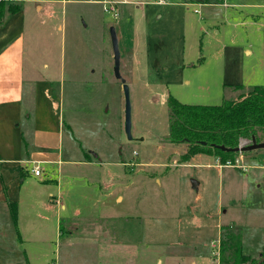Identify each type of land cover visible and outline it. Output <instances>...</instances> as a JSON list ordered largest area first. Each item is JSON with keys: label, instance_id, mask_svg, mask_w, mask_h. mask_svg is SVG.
Wrapping results in <instances>:
<instances>
[{"label": "rangeland", "instance_id": "rangeland-1", "mask_svg": "<svg viewBox=\"0 0 264 264\" xmlns=\"http://www.w3.org/2000/svg\"><path fill=\"white\" fill-rule=\"evenodd\" d=\"M86 1L55 5L46 11L45 26L35 30L39 55H50L61 67L64 125L61 173L45 168L41 179L61 175L62 194L55 184L49 189L55 200L62 196L66 209L59 220L36 206L31 217L23 212L25 228L44 229L46 243L51 242L46 263L39 251L26 247L33 264H132L109 256L112 250L107 255L84 244L93 240L141 245L137 264H215L210 245L218 238L217 224L240 228L242 253L260 259L264 157L242 158L246 171L217 169L211 156L189 162L199 166L183 165L186 146L170 141L167 103L174 98L186 105L219 106L264 88V7H258L263 0H206V5L128 0L116 6L117 17L94 2L99 0ZM111 26L118 38L119 72L129 87L131 141L124 131L122 84L113 73ZM66 218L72 222L65 224ZM9 220L17 239L16 220ZM96 229L105 233L102 239L88 233ZM167 235L169 240L159 241ZM181 238L196 248L176 244ZM11 256L27 262L20 246L0 250L2 264Z\"/></svg>", "mask_w": 264, "mask_h": 264}, {"label": "crops", "instance_id": "crops-1", "mask_svg": "<svg viewBox=\"0 0 264 264\" xmlns=\"http://www.w3.org/2000/svg\"><path fill=\"white\" fill-rule=\"evenodd\" d=\"M72 1L74 0L22 2L21 10L15 14L7 15L0 27V246L4 245L0 247V250L8 253V250L13 251L16 246L22 247L25 260H27L25 264H33V258L26 250L29 247L33 251H39L38 255L42 256V260L45 263L48 262L46 251L49 249L51 242L46 243L47 239L44 236L46 231L44 229L40 227L25 228L23 219L31 217L36 213L34 210L40 209L48 213H54L55 219L59 220L60 210L66 209V206L61 204L62 196H58V200H55L53 192L49 189L51 188L50 184H55L56 192L62 194L60 191L61 175L55 180L52 176L44 179L35 178L30 173L29 163L32 162L39 163L42 166L43 176H45V168L52 169V171L58 169V173H61L62 168L60 167L63 164L60 147L64 125L61 121L62 105L59 95L60 82L58 81L61 67L59 68L50 59V55H39L37 52L39 44L35 38V30L45 26V22H48L49 18L45 15L47 14L46 11L52 9L55 5L66 6ZM202 1L197 2V4L206 5L208 3L206 0ZM86 2L90 1L87 0ZM94 2L96 4L103 3L102 0ZM258 7L263 8L264 4L258 5ZM185 152L186 148L184 147L183 154ZM263 154L259 152L246 157L241 155V157L260 158L261 156L264 157ZM205 156L209 157L210 155H194L183 165L199 166L198 164H189V162L198 161ZM214 159L216 161L218 158L214 157ZM66 162L68 163V161ZM210 166L207 164L206 167L209 168ZM215 167L217 169L221 168L217 165ZM255 168L258 167L255 166ZM30 179H34L38 184ZM31 185L32 188L28 187ZM46 192H48L47 195ZM110 194L112 192L107 193L108 198ZM54 202L55 205H52ZM35 206L36 209H34ZM25 207H28V211H23ZM23 212L28 214L25 215ZM22 215H25V217ZM12 216L16 220L19 235L17 239L13 237V231L10 228L9 219ZM70 220L66 218L65 224L72 222ZM61 225L62 222L56 225L59 232L62 231ZM221 226L226 225L217 224L218 238ZM178 230L179 228L177 229V238L181 237ZM73 231L77 232V229L75 228ZM64 232L70 233L68 230H64ZM88 233L99 234L96 239H102V235H105L100 229ZM27 234H31L32 237H27ZM218 238L215 243L219 242ZM165 239L169 240L170 236H162L159 241ZM181 239L176 244L187 249L196 248L195 243L187 239ZM215 243L210 245L211 257L216 258V260H213L215 264H219L217 259L219 247L218 254H214L217 250L214 247ZM84 244L91 249L106 250L107 255L108 250H112L109 252V256L112 254L113 257H116V255L119 258L124 257V259H129L130 262L132 261V264H137L135 262L136 257L140 252L138 250L141 249V245L135 243L133 245L125 243L111 244L93 240ZM170 244L169 246H176V244ZM23 246H25V249ZM261 253L262 251L258 253V257ZM14 256H11L5 264H24V260L18 261L17 259L16 262ZM249 257L255 259L252 256ZM1 261L4 260L0 257V264H2ZM54 262H56V259H54ZM160 262L158 260L157 263Z\"/></svg>", "mask_w": 264, "mask_h": 264}, {"label": "trees", "instance_id": "trees-1", "mask_svg": "<svg viewBox=\"0 0 264 264\" xmlns=\"http://www.w3.org/2000/svg\"><path fill=\"white\" fill-rule=\"evenodd\" d=\"M33 0H0V27L9 14L21 10V3ZM57 1V0H38ZM171 115V143L184 144L183 161L197 154L218 158L222 165L234 162L240 155L263 152L255 150L245 153L223 152L217 147H238L241 141L264 143V88L254 87L235 100H224L219 106L181 104L169 98ZM14 212V210H13ZM219 264H257L258 260L244 255L241 249V230L221 226L219 235ZM260 257H264V251ZM264 264V261L261 263Z\"/></svg>", "mask_w": 264, "mask_h": 264}, {"label": "water", "instance_id": "water-1", "mask_svg": "<svg viewBox=\"0 0 264 264\" xmlns=\"http://www.w3.org/2000/svg\"><path fill=\"white\" fill-rule=\"evenodd\" d=\"M110 40L112 45L113 51V73L114 77L119 80L122 84L123 96H124V131L127 136L128 140H132L131 135V104H130V93L129 87L125 83V80L121 77L119 68H120V51L118 46V38L114 27L109 28ZM223 152H233V153H245L251 152L255 150H264V143H257L254 138L250 142L248 141H241L238 147L234 149H228L224 146L217 147ZM94 158H97L94 155ZM197 182L193 181V188H196ZM264 261V257H260L257 264H261Z\"/></svg>", "mask_w": 264, "mask_h": 264}, {"label": "built area", "instance_id": "built-area-1", "mask_svg": "<svg viewBox=\"0 0 264 264\" xmlns=\"http://www.w3.org/2000/svg\"><path fill=\"white\" fill-rule=\"evenodd\" d=\"M129 1L128 0H120V2H117V1H110V0H105L103 1V10L104 11H109L113 14L114 17H117L116 15V6L121 3V4H126L128 3ZM161 3H165L164 0H158V4H161ZM242 159L241 155H240V158L239 159H235L234 162H226L225 165H222L220 163V160L219 159H216V163H217V166L218 167H230V168H238V169H241L243 171H246L247 170V166L243 165V164H240V160ZM30 164V173L33 175V177L35 178H41L44 174L43 172V169L40 167V164L39 163H36V162H32V163H29ZM216 252L214 254H218V247H219V242L216 243V245H214Z\"/></svg>", "mask_w": 264, "mask_h": 264}]
</instances>
